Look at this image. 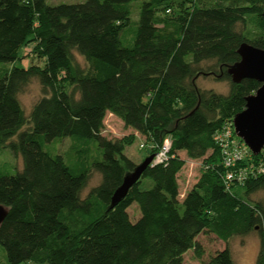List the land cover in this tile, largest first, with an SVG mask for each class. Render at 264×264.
<instances>
[{
    "label": "trees",
    "instance_id": "16d2710c",
    "mask_svg": "<svg viewBox=\"0 0 264 264\" xmlns=\"http://www.w3.org/2000/svg\"><path fill=\"white\" fill-rule=\"evenodd\" d=\"M243 42L264 48V0H0V148L22 166L0 169V264H184L187 250L202 256L200 233L227 243L250 231L264 264V200L249 197L264 173L225 185L214 140L260 85L227 72ZM26 53L38 62L17 65ZM200 75L227 81V93L199 87ZM33 79L40 95L26 112L19 94ZM107 112L133 131L104 135ZM138 134L146 155L169 136L168 160L108 208ZM179 151L201 160L181 198ZM143 177L152 184L141 189ZM208 264H234L228 245Z\"/></svg>",
    "mask_w": 264,
    "mask_h": 264
},
{
    "label": "rangeland",
    "instance_id": "374dc122",
    "mask_svg": "<svg viewBox=\"0 0 264 264\" xmlns=\"http://www.w3.org/2000/svg\"><path fill=\"white\" fill-rule=\"evenodd\" d=\"M48 4H57V3H74L80 0H45ZM136 11V4L134 5V13ZM21 53V50H20ZM22 53H24L22 51ZM76 60L80 64H84L82 58L75 54ZM31 62H38L35 56H31L28 53L24 55L22 60L17 61V65L27 66ZM197 85L201 88L212 89L216 92L227 93L228 91V82L225 80H218L215 77L209 75L204 76L200 75L197 80ZM40 95V89L37 81L35 79L31 80L19 94V99L24 107L26 112L29 111V108L33 101L37 99ZM133 130L131 128H126L122 121L117 118L115 115L107 112L103 120V134L107 137H121L123 135L129 134ZM69 140V137H66ZM167 139L170 140V137L167 136ZM63 139L60 142L54 144L55 150L62 152L67 144L68 140ZM144 142V137L137 135L135 140L126 145L124 148V153L130 157L136 164L139 163L143 157L147 154V149L140 146ZM45 149H47L45 147ZM181 158L185 160L184 164L178 171V182H179V191L180 198L183 196L188 188L195 182L200 173V159H190L184 153H178ZM21 160L18 159L10 152L7 147L0 148V169L5 171V173H13L15 170L21 169ZM99 180V175L93 173L90 181L85 187L83 193H85L89 187L96 184ZM152 184L150 178L143 177L140 178L139 188H148ZM251 200H264V190L256 191L250 194ZM136 213L134 207L129 208V214L132 218ZM197 240L200 243L203 254L198 259L195 257L192 250H187L183 255L184 264H208V260L211 255L216 251L224 248V245L227 244L231 258L234 264H255V256L257 253L259 245V237L255 231H250L244 235H234L230 237L227 243L221 241L211 232H203L197 236ZM22 264H46V263H35V262H24Z\"/></svg>",
    "mask_w": 264,
    "mask_h": 264
},
{
    "label": "water",
    "instance_id": "95a60500",
    "mask_svg": "<svg viewBox=\"0 0 264 264\" xmlns=\"http://www.w3.org/2000/svg\"><path fill=\"white\" fill-rule=\"evenodd\" d=\"M240 59L227 68L231 80L253 78L260 82L258 88L245 97L244 108L232 118L235 134L246 144L252 154L257 155L264 147V48L243 42L237 48ZM153 154L146 155L131 171L124 174L122 182L113 191L108 208L113 207L127 193L130 186L149 165ZM6 209L0 205V222Z\"/></svg>",
    "mask_w": 264,
    "mask_h": 264
},
{
    "label": "built area",
    "instance_id": "2783aa9c",
    "mask_svg": "<svg viewBox=\"0 0 264 264\" xmlns=\"http://www.w3.org/2000/svg\"><path fill=\"white\" fill-rule=\"evenodd\" d=\"M214 140L220 151L221 163L225 168L223 177L225 185L230 186L234 183H242L248 176L264 173V159L254 161L251 158V151L235 134L232 121L223 123L220 130L215 133ZM140 146H143V143ZM169 146L170 140L167 138L164 139L153 151L150 164L166 163L168 160Z\"/></svg>",
    "mask_w": 264,
    "mask_h": 264
},
{
    "label": "crops",
    "instance_id": "0c3cea01",
    "mask_svg": "<svg viewBox=\"0 0 264 264\" xmlns=\"http://www.w3.org/2000/svg\"><path fill=\"white\" fill-rule=\"evenodd\" d=\"M179 153H184L183 151H179Z\"/></svg>",
    "mask_w": 264,
    "mask_h": 264
}]
</instances>
